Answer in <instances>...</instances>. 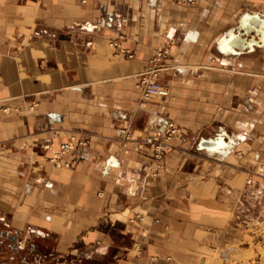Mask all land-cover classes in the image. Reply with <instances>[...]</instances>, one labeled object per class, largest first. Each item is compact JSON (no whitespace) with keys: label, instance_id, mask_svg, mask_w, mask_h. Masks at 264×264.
<instances>
[{"label":"crops","instance_id":"0c3cea01","mask_svg":"<svg viewBox=\"0 0 264 264\" xmlns=\"http://www.w3.org/2000/svg\"><path fill=\"white\" fill-rule=\"evenodd\" d=\"M171 43L168 95L135 109L134 84ZM168 128L146 178L144 137ZM71 134L87 144L56 168L45 158ZM262 204L264 0H0L1 261L240 263Z\"/></svg>","mask_w":264,"mask_h":264},{"label":"built area","instance_id":"2783aa9c","mask_svg":"<svg viewBox=\"0 0 264 264\" xmlns=\"http://www.w3.org/2000/svg\"><path fill=\"white\" fill-rule=\"evenodd\" d=\"M177 4L191 5L196 0H173ZM94 28V26L92 27ZM129 58L133 57V53L129 50H123ZM169 54V47H163L155 51L154 55L150 59V66L140 73L136 87L139 90V96L142 101H148L152 98L166 97L169 93V88L162 82L152 80L150 77H156L164 66V60ZM177 132L176 128H168L161 133L147 134L144 137V142L152 148V162L149 165H143L141 171L146 178H154L159 175V171L163 166V156L169 149V140ZM130 139V134L124 132L123 146L127 147V141ZM84 146L87 144V139L78 137L75 134L69 135L67 140L61 142L58 149L52 153L51 156L46 157L56 168L69 167L70 162L64 161L62 158L64 155L69 154L75 148V145ZM51 148L50 143L47 142L43 145V149Z\"/></svg>","mask_w":264,"mask_h":264},{"label":"rangeland","instance_id":"374dc122","mask_svg":"<svg viewBox=\"0 0 264 264\" xmlns=\"http://www.w3.org/2000/svg\"><path fill=\"white\" fill-rule=\"evenodd\" d=\"M197 3V2H196ZM177 4V3H176ZM179 6H187V5H183V4H178ZM194 6V5H193ZM192 7V6H191ZM198 44V43H197ZM200 45L203 44V43H199ZM198 44V45H199ZM176 43H171L170 45H167V47H169V53L172 49L173 46H175ZM159 47H162V46H159ZM159 47H153L154 49L151 51V52H154L155 49L159 48ZM168 57V56H167ZM119 60L122 61V58L121 56L119 57ZM166 67V65H164ZM167 68V67H166ZM165 69V68H164ZM137 72V71H136ZM135 72V73H136ZM165 74H163V71H160L159 74L156 76V77H150L152 80H156L158 82H162L164 83L165 85H167V87L169 88V85H168V79H165ZM138 81V80H137ZM136 81V83H137ZM105 81L102 82V84H104L103 86H105ZM136 83L134 84V86L136 87ZM135 89H138L137 87ZM124 98V97H123ZM122 97H120V101H121ZM152 99H155V98H152ZM159 98L156 99V102L158 101ZM126 102V101H125ZM122 103L120 102V104L124 105L126 103ZM134 107L135 109L138 108L141 104L145 103V101H142L140 99V96L138 95L137 98L134 99ZM122 108H120V111H121ZM131 129V127H130ZM128 132V131H127ZM129 133V132H128ZM130 134V133H129ZM170 141V140H169ZM169 148H170V144H169ZM168 151V150H167ZM163 167V166H162ZM262 206H264V204H262ZM264 208V207H263ZM262 208V212H261V218L260 219H255L252 220L250 223H246L244 224L245 226L244 227V232H246L247 234H252L254 235L257 240H253L251 241L252 242V245L250 247H248L246 250L243 251V254L241 255L240 259H239V262L240 263H243V264H255L254 263V260H255V254H254V248L255 247H261L264 249V209ZM248 215H250L248 212H247ZM255 245V246H254ZM231 263H225V264H240L238 262H236L235 260H232L230 261ZM212 264H223V261L221 259H215V260H212L211 261Z\"/></svg>","mask_w":264,"mask_h":264},{"label":"water","instance_id":"95a60500","mask_svg":"<svg viewBox=\"0 0 264 264\" xmlns=\"http://www.w3.org/2000/svg\"><path fill=\"white\" fill-rule=\"evenodd\" d=\"M259 22H260V24H261V20H260ZM257 26H258V25H257ZM242 31H243V33H244L245 35L250 36L249 38H250L251 41L254 40V37L251 36L250 33H251V32H254V33H258V34H259V32H260V30L256 29L255 27L253 28L252 31H249V32H248L245 28H243ZM243 33H242V37L244 36ZM243 38H244V37H243ZM245 44H248V46H249V43H245ZM236 48H240V47L236 46ZM204 143H205V144H211V145H214V144H215V142H209V141H205ZM203 145H204V144H203Z\"/></svg>","mask_w":264,"mask_h":264},{"label":"flooded vegetation","instance_id":"af4514ba","mask_svg":"<svg viewBox=\"0 0 264 264\" xmlns=\"http://www.w3.org/2000/svg\"><path fill=\"white\" fill-rule=\"evenodd\" d=\"M7 245H8V247H7V250H9V251H11V252H13V253H15V252H17V246L16 245H14V243L12 242V239L10 238H7ZM0 264H12V263H6L5 261H1V259H0Z\"/></svg>","mask_w":264,"mask_h":264},{"label":"bare ground","instance_id":"6f19581e","mask_svg":"<svg viewBox=\"0 0 264 264\" xmlns=\"http://www.w3.org/2000/svg\"><path fill=\"white\" fill-rule=\"evenodd\" d=\"M204 142H205V141H204ZM204 142H203L204 145H207V146H210V145H211V144H205ZM209 142H212V141H209Z\"/></svg>","mask_w":264,"mask_h":264}]
</instances>
